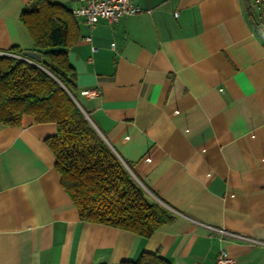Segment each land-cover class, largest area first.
<instances>
[{
    "label": "crops",
    "instance_id": "obj_1",
    "mask_svg": "<svg viewBox=\"0 0 264 264\" xmlns=\"http://www.w3.org/2000/svg\"><path fill=\"white\" fill-rule=\"evenodd\" d=\"M33 1L0 0V53L32 50L20 15ZM132 1L140 14L91 32L73 16L68 63L78 91L97 93L80 97L94 128L178 218L149 238L81 221L44 142L56 126L25 118L0 125V264L143 252L214 264L220 248L234 264H264V12L255 0Z\"/></svg>",
    "mask_w": 264,
    "mask_h": 264
},
{
    "label": "trees",
    "instance_id": "obj_2",
    "mask_svg": "<svg viewBox=\"0 0 264 264\" xmlns=\"http://www.w3.org/2000/svg\"><path fill=\"white\" fill-rule=\"evenodd\" d=\"M251 15V14H250ZM41 61L24 59L19 47L0 54V125L20 127L53 123L56 132L44 142L54 156L60 185L81 221L151 237L178 214L148 196L104 138L89 122L69 65L73 16L53 0H34L20 15ZM130 170L131 166L127 164ZM121 264H169L157 252L141 253Z\"/></svg>",
    "mask_w": 264,
    "mask_h": 264
},
{
    "label": "built area",
    "instance_id": "obj_3",
    "mask_svg": "<svg viewBox=\"0 0 264 264\" xmlns=\"http://www.w3.org/2000/svg\"><path fill=\"white\" fill-rule=\"evenodd\" d=\"M83 3L70 8V13L74 17L82 18L86 30L91 32L99 21L104 20L112 25L117 23L121 18L126 16L137 15L142 10L133 4L132 0H82ZM258 9L264 12V0H255ZM85 40H89L86 37ZM0 54L9 55L4 52ZM25 60L27 58H24ZM81 96L87 98H95L97 93L94 91L83 90ZM224 233V232H222ZM235 238L246 240L241 236L229 234ZM214 264H234V260L230 258L224 248H220Z\"/></svg>",
    "mask_w": 264,
    "mask_h": 264
},
{
    "label": "water",
    "instance_id": "obj_4",
    "mask_svg": "<svg viewBox=\"0 0 264 264\" xmlns=\"http://www.w3.org/2000/svg\"><path fill=\"white\" fill-rule=\"evenodd\" d=\"M25 57L29 60L34 61L35 63H39L41 61V55L35 51H27L25 53ZM86 118L89 120V122L91 123L89 117L87 115H85ZM92 124V123H91ZM93 125V124H92Z\"/></svg>",
    "mask_w": 264,
    "mask_h": 264
},
{
    "label": "rangeland",
    "instance_id": "obj_5",
    "mask_svg": "<svg viewBox=\"0 0 264 264\" xmlns=\"http://www.w3.org/2000/svg\"><path fill=\"white\" fill-rule=\"evenodd\" d=\"M127 169L130 171V173H131V170L129 169V167H127ZM132 174V173H131Z\"/></svg>",
    "mask_w": 264,
    "mask_h": 264
}]
</instances>
